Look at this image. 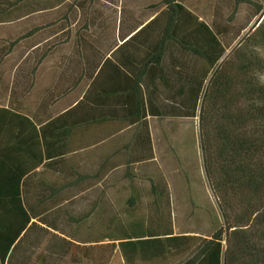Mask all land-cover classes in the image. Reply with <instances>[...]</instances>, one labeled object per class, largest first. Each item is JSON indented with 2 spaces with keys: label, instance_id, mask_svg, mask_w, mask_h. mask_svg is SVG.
<instances>
[{
  "label": "trees",
  "instance_id": "16d2710c",
  "mask_svg": "<svg viewBox=\"0 0 264 264\" xmlns=\"http://www.w3.org/2000/svg\"><path fill=\"white\" fill-rule=\"evenodd\" d=\"M66 1L0 0V26L62 7ZM175 1L163 0V4L184 20L163 26L134 75L121 73L123 92L127 93L126 111L130 125L142 121L148 151L150 140L142 119L197 118L203 169L217 198L223 225L209 238L174 235L170 226L161 228L152 218L132 214L146 198L158 219L162 195L156 186L152 184L150 192L143 195L130 186L119 193V204L132 215L129 222L122 224L117 236L109 235L106 243L97 240L89 246L72 244L71 260L83 258L90 264H264V10L256 6V13L262 15L257 27L221 60L225 48L212 28ZM59 20H68L67 15ZM63 27L59 25L58 29ZM4 29L0 28V65L27 53L37 40L32 39L34 30L26 28L23 35L16 37L12 32L1 38ZM147 30L150 27L144 32ZM168 46L197 58L202 70L188 72L175 62L172 68L163 64ZM157 86L163 87L168 105L162 107L164 101L156 104ZM6 120L22 129L24 122L29 124L25 117L0 108V135L7 130L1 129ZM144 159H150V153ZM32 169L12 173L8 180L10 185L16 183L0 186V264L11 260L21 244L22 233L29 236L34 226L29 225L31 210L21 200L23 173L27 175ZM124 177L132 178L128 172ZM47 189L52 194V189Z\"/></svg>",
  "mask_w": 264,
  "mask_h": 264
},
{
  "label": "crops",
  "instance_id": "0c3cea01",
  "mask_svg": "<svg viewBox=\"0 0 264 264\" xmlns=\"http://www.w3.org/2000/svg\"><path fill=\"white\" fill-rule=\"evenodd\" d=\"M175 3L197 16L198 0ZM112 9L113 21L106 26L112 27L113 33L119 28L121 33L107 55L104 28L91 32L88 22L76 29L73 27L77 21L72 20L31 24L22 19L14 21L18 26H29L27 30L33 29L32 39L37 40L27 53L0 65V108L25 117L30 125L24 122L22 129L7 120L1 123V129L7 130L0 135V186L16 183L10 185L12 173L18 175L34 168L27 175L23 173L21 180V200L31 210L29 225L34 224V233L46 230L57 236L75 232L83 219H90L94 212L102 213L105 202H111L105 199V186L116 184H108L107 178L121 164L131 162L120 159L134 155L145 161L153 152L150 137V151L146 148L142 121L129 123L121 73L134 75L163 26L184 18L176 17L163 0H113ZM59 25L64 27L58 29ZM146 27L150 30L144 32ZM141 31L143 34L130 44ZM44 188H51L52 194ZM72 203L79 207H71ZM51 210L57 211L52 221L46 218ZM72 211L78 215L69 216ZM70 222L71 230H62L67 227L63 224ZM24 234L19 248L5 264H25L19 263L16 256L21 248L26 249L29 236ZM76 263L82 264L81 260ZM32 264L47 263L42 254H37Z\"/></svg>",
  "mask_w": 264,
  "mask_h": 264
},
{
  "label": "rangeland",
  "instance_id": "374dc122",
  "mask_svg": "<svg viewBox=\"0 0 264 264\" xmlns=\"http://www.w3.org/2000/svg\"><path fill=\"white\" fill-rule=\"evenodd\" d=\"M198 1V9L195 11L196 18L200 17L201 21L212 28L225 48L221 60L225 59L257 27L262 15L256 13V6L264 10V0ZM112 4L113 0H94L93 3H87L85 0H68L62 7L34 13L24 21L31 24L32 21L59 20L66 14L68 20L77 21L73 28H79L82 22L85 24L88 22L91 32L104 28L105 55H107L113 45H117L116 38H120L121 33L119 28H116L119 32L115 30L113 33L112 27L106 26L113 21ZM0 28H5V34L1 36L4 38L7 33L14 32L15 36L17 32L22 34L25 30L23 28L26 27L18 26L14 22V25H3ZM4 31L1 32L4 33ZM167 52L163 61L166 66L170 65L172 68L174 64L171 65V63L175 62L186 67L188 72L202 70L201 62L194 56L169 46ZM262 54L264 57V51ZM156 91L158 94L156 104L164 101L163 107L167 104L165 91L162 86H157ZM161 110L164 112V109L161 108ZM146 124L153 150L150 159L142 161L139 160V156L134 155H126L120 159L124 161L128 158L131 163L121 164L119 169L110 172L107 183L116 185L105 186V199L110 198L111 202H105L104 211L94 212L90 219H83L82 223L80 222L82 226L77 227L72 234L58 233L56 236L45 230L41 233L31 231L24 244V246L27 244L26 249L23 247L17 252L19 263L32 264L36 255L42 254L47 264H56V261H61V264H77V259L71 260L70 250L72 248L70 246L72 244L89 246L95 244L92 242L97 240L106 243L109 235L117 236L122 224L129 222L132 215L124 211L122 204H119L121 199L119 193L123 192V188L128 189L130 186L142 195L150 192L152 184L156 186V190L162 195L157 214L158 219L148 207L149 202H146L148 201L146 198H144L145 202H141L138 210L132 214L152 218V222L160 224L161 228L167 229L170 226L174 235L187 234L209 238L216 229L223 225L218 211L217 198L209 186L203 169L197 118L149 117ZM126 172L131 174V179L124 177ZM70 206L75 208L79 207V204L72 203ZM56 213V210H51L46 216L52 221L54 220L53 214L56 216ZM76 215L78 212L72 211L69 214V216ZM69 216H66L62 223ZM71 224V222L63 224L67 227L62 230H71ZM80 259L82 264H90L87 259ZM12 264L18 263L13 262Z\"/></svg>",
  "mask_w": 264,
  "mask_h": 264
}]
</instances>
